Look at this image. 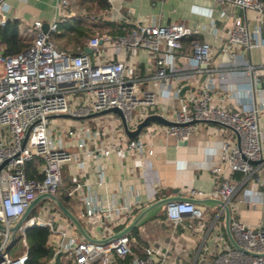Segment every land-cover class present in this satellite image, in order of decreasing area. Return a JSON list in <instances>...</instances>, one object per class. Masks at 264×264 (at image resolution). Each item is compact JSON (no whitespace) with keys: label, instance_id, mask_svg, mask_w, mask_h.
I'll list each match as a JSON object with an SVG mask.
<instances>
[{"label":"built area","instance_id":"2783aa9c","mask_svg":"<svg viewBox=\"0 0 264 264\" xmlns=\"http://www.w3.org/2000/svg\"><path fill=\"white\" fill-rule=\"evenodd\" d=\"M218 5H233L245 11L254 12L259 19L264 17L263 0H213ZM68 6V0H57L56 8ZM9 5L0 0V27L6 25ZM87 20H95L93 15ZM56 23L48 25L34 19L27 23L20 37L28 45L16 54H5L0 40V264H26L28 243L26 233L38 227L48 231L46 245L50 250L47 264H165V254L159 253L152 245H142L141 252H135L132 245L135 237L130 232L117 238L106 240L123 229L137 212L138 200L129 199L117 203L113 198L101 203L96 196L84 194L92 185L99 187L106 183L104 158L111 153H142L144 143L140 139H129L123 132L120 118L109 113L93 118L90 114L111 107L119 108L130 129L134 128L147 115L155 113L159 97L139 89L138 80L129 77L123 58L115 61L92 62L85 51L71 54L56 48L51 34L56 31ZM199 32L182 23L154 24L137 21L127 33L112 37L108 34L89 35L87 47L98 55L102 45L110 46L113 53L120 55L126 49H139L155 59L154 80L166 81L171 75L177 82H184L193 76L194 71L171 70L164 68V51H179L182 41ZM261 34L258 28L250 31L239 18L234 20L230 30L223 36L226 50L236 46L252 49L260 46ZM191 57L206 67V80L197 95L180 96L182 86L173 89L166 97V103L178 101V107L171 121L176 125L165 126V133L179 142L187 141L202 122H216L230 128L237 141L224 140L219 146L220 162L212 164L210 170L220 177L217 186L206 195L201 191L190 192L192 198L211 197L228 205L238 198L244 186L254 181L264 188V175L258 176L264 162V136L260 127V107L253 101L241 111H228L212 103V92L217 82L215 69L208 68L210 47L207 43L195 44ZM99 58V57H98ZM247 77L248 87L243 95L253 93L254 78L264 73V68L251 65L242 67ZM138 108H146L143 118L134 115ZM149 111V112H148ZM68 115L69 119L79 120V124L61 126L59 135L53 137L51 118L55 115ZM70 142L77 152L86 158L79 161L75 180L63 188L62 167L74 161L75 154L67 149ZM92 146V148H91ZM152 155L153 151L148 150ZM97 157L101 160L95 169L96 181H77L84 176L88 160ZM251 161H259L252 164ZM36 165V176L29 179L26 164ZM145 163H142V167ZM240 178L223 176V169ZM40 177H38V176ZM81 192V193H80ZM65 197L69 202H82V207L73 213L92 238L86 240L49 199L50 206L41 208L37 214L35 207L15 234L9 231L27 207L40 195ZM230 207V205H229ZM50 211H49V210ZM231 209V208H230ZM202 221L204 210L190 201L171 202L166 206L165 228L172 233L184 218ZM223 210L217 209L209 223V229L218 228L217 252L205 258L202 264H264V225H249L232 219L231 232L236 243L244 250L234 249L223 232ZM204 228L203 222L198 225ZM19 234L25 250L11 253L14 237ZM141 236V232L137 233Z\"/></svg>","mask_w":264,"mask_h":264},{"label":"crops","instance_id":"0c3cea01","mask_svg":"<svg viewBox=\"0 0 264 264\" xmlns=\"http://www.w3.org/2000/svg\"><path fill=\"white\" fill-rule=\"evenodd\" d=\"M6 1L9 5L7 16L18 22L20 33L27 23L34 19L40 20L44 25L55 22L56 31L59 28V34L67 36V39L51 40L57 49L71 54L89 49L86 42L89 35L120 36L122 34L119 31L131 30L137 21L164 25L182 23L193 29L198 28L197 34L182 41L179 51H164L162 55L167 72L175 69L194 71L197 67L201 70L193 73V76L184 82H177L171 75L166 81L167 84L152 79L156 71L155 59L139 49H126L122 54L116 55L110 46L102 45L98 55L90 49L87 53L94 63L123 58L128 76L138 80L139 89L159 97L154 112L171 120L178 107V101L166 103L168 94L181 85L184 91L180 96L197 95L206 80V67L193 60L191 53L195 44L207 43L210 47V61L207 67L215 69L218 74V82L212 92V103L234 112L245 109L254 101L260 107V127L264 133V73L255 76L253 93L249 97L242 93L248 87L242 67L251 65L264 68V17L259 19L252 11H245L233 5H218L213 0H68L65 9L56 8L57 0ZM90 15H93L95 20L88 21L87 17ZM236 18L246 24L250 31L256 28L260 30V46L249 50L243 46L225 49L223 36L231 29ZM76 26L82 32H74ZM147 110L138 108L134 115L142 119ZM79 122L81 121L52 117L53 137L60 136L58 131L62 125L71 126ZM164 128V125L152 123L141 131L136 139H140L145 145L142 153H111L104 158L105 185H92L89 191L83 190V193L96 196L100 203L111 198L117 203H124L129 199L138 200L137 212L167 197L191 199L192 190L210 194L220 179L210 170L212 164L220 162L219 146L224 140L237 141L236 134L218 123L202 122L187 141L179 142L168 136ZM67 149L75 156L71 164L62 167L63 188L73 183L79 161L86 158L83 153L77 152L71 142ZM148 150H152L153 154L149 155ZM99 163V158H90L86 169L83 170L84 176H78L76 180H89L92 183L96 181L95 169ZM142 163H145L144 167ZM223 171V176L240 178L239 174H231L227 168ZM257 174L261 177L264 175V162ZM237 196L238 198L229 204L232 219L249 225H264V188H259L254 181H250ZM207 198L211 197L193 199ZM67 203L73 213L82 207L81 201L73 203L67 200ZM195 204L204 210L202 221L185 217L172 233L171 228L164 227V207L160 214L134 229L137 233L141 232V236L138 237L133 234L134 230L131 231L136 239L132 249L140 253L142 245L150 244L159 253L165 254V264H202L205 258L212 257L219 247L216 240L218 228L208 230L211 225L209 221L219 208L208 202ZM220 220L225 234L224 213ZM200 222H203L204 228L198 227Z\"/></svg>","mask_w":264,"mask_h":264},{"label":"water","instance_id":"95a60500","mask_svg":"<svg viewBox=\"0 0 264 264\" xmlns=\"http://www.w3.org/2000/svg\"><path fill=\"white\" fill-rule=\"evenodd\" d=\"M48 28V25H44V30L46 31ZM90 50L85 48V52H89ZM204 67V65H202ZM184 89L181 90L180 95H182ZM109 113H114L116 114L121 121L122 127H123V131L126 134V136L129 139H134L136 138L141 131L150 126L152 123L155 124H160V125H164V126H172V125H176V123H174L173 121L163 117L160 114L157 113H152L147 115L145 118H143L136 126L134 129H130L126 123L125 117L123 112L117 108V107H111L109 109H105L102 110L100 112L97 113H93L90 114L89 116H87L86 118H93V117H97V116H102V115H106ZM53 117H59V118H68V115H55ZM216 123V122H215ZM252 164H257L259 163V161H251ZM3 166L0 165V168ZM49 199L51 200L56 206L57 208L61 211V213L68 219V221L70 223L73 224V226L75 227V229L88 241H92V238L88 235V233L86 232V230L84 229V227L82 226L80 220L63 204V202L56 196L54 195H47V194H43L38 196L25 210V212L20 216V218L16 221V223L11 226L9 228V231L12 234H15V232L17 231V229L19 228V226L25 222V220L28 218L30 212L32 211V209L41 201ZM177 201H190L193 203H199V202H208V203H212L214 206L221 208L223 210L224 213V228H225V234L226 237L229 241V243L231 244V246L239 251H244V252H248L246 250H244L242 247H240L231 232V221H232V213H231V209L229 207V205L227 203H225L224 201L220 200V199H216V198H207V199H202V200H198V199H187L184 197H167L164 199H160L154 203H151L147 206H145L144 208L140 209L134 216L133 218L130 220V222L128 223V225H126L122 230H120L119 232H117L115 235L109 237L106 240H110V239H114L117 238L121 235L124 234H128L130 233L132 230L137 229L139 227H141L146 221H148L151 217H154L158 214L161 213L162 209L164 207H166L169 203L171 202H177ZM0 230H5L4 225H2L0 223Z\"/></svg>","mask_w":264,"mask_h":264},{"label":"trees","instance_id":"16d2710c","mask_svg":"<svg viewBox=\"0 0 264 264\" xmlns=\"http://www.w3.org/2000/svg\"><path fill=\"white\" fill-rule=\"evenodd\" d=\"M73 30L74 32H82L78 26H76ZM129 31L128 29L121 30L119 33L123 35ZM0 40L4 47L5 54L10 55L22 51L28 45V42L19 36L18 22L10 18L7 20L5 26L0 27ZM35 167L36 165L34 163L26 164V174L29 179L36 176ZM60 200L66 207H69L65 197L60 196ZM133 234L137 235V230H134ZM47 235V230L38 227L27 231L26 239L28 243V257L26 264H47V261L50 258V250L46 245Z\"/></svg>","mask_w":264,"mask_h":264},{"label":"rangeland","instance_id":"374dc122","mask_svg":"<svg viewBox=\"0 0 264 264\" xmlns=\"http://www.w3.org/2000/svg\"><path fill=\"white\" fill-rule=\"evenodd\" d=\"M59 28L57 29V31L53 32V36L51 37L52 39H58V40H61V41H64L65 39H67L66 37L67 36H62L59 34ZM50 202L48 201H44L43 203H40L38 204L36 207H35V212L33 214H37L41 208L45 209L47 206H50ZM49 210V209H48ZM50 211V210H49ZM11 253H22L24 250H25V246H24V243L23 241L20 239L19 237V234H16L15 237H14V242H13V247H11Z\"/></svg>","mask_w":264,"mask_h":264}]
</instances>
